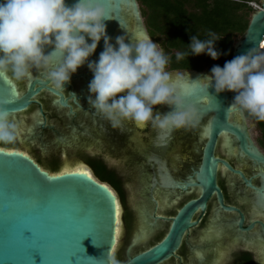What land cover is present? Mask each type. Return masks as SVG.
Wrapping results in <instances>:
<instances>
[{
    "label": "flooded vegetation",
    "instance_id": "obj_1",
    "mask_svg": "<svg viewBox=\"0 0 264 264\" xmlns=\"http://www.w3.org/2000/svg\"><path fill=\"white\" fill-rule=\"evenodd\" d=\"M82 74L92 72L78 69L64 89H56L50 82L27 109L16 114V120L32 123L12 149L23 139L29 147L28 152L21 151L43 168L51 169L47 163L56 164L58 172L84 167L98 178L96 168H102L103 182L112 189L120 205L123 242L118 236L117 244L127 254L125 262L128 255L158 244L185 205L202 200L204 193L197 173L209 139L212 115L195 128L170 133L150 126L141 130L128 121L114 129L88 104L89 84ZM34 79L47 80L42 72L33 69L31 80ZM29 83L26 79L24 88H19L25 91ZM48 88L57 90L67 105H62L61 97ZM167 108L168 105H156L153 111L165 114ZM229 120L242 123L239 112L232 113ZM246 121L250 129L247 117ZM221 133L213 152L218 159L216 184L221 197L214 190L206 197L205 208L197 207L190 218L195 224L185 230L174 256L161 264H201V258L203 264H220L217 253L221 248L230 249L222 264H264V211L261 209L263 215L258 213L256 190L248 185L250 181L254 187H260L264 165L241 151L235 134ZM252 139L264 153L259 138ZM50 148L54 150L52 154ZM63 160L72 164L61 166ZM197 251L201 258L196 257Z\"/></svg>",
    "mask_w": 264,
    "mask_h": 264
},
{
    "label": "clouds",
    "instance_id": "obj_2",
    "mask_svg": "<svg viewBox=\"0 0 264 264\" xmlns=\"http://www.w3.org/2000/svg\"><path fill=\"white\" fill-rule=\"evenodd\" d=\"M111 19L103 0H76L71 6L66 0H0V77L19 82L30 78L35 69L56 89H64L87 64L93 73L88 104L114 129L125 121L163 133L197 127L201 112L195 104H185V93L173 83L174 75L167 70L170 57L160 44L141 32L135 43H126V36L116 37L114 46L105 23ZM208 37L191 36L190 55L219 59L222 53L215 43L220 39L212 32ZM101 40L104 50L98 61L90 62ZM49 47L52 51L45 54ZM189 52H177L176 60L189 57ZM175 79L188 80L187 73H177ZM192 84L206 94L209 87L217 94L236 93L228 111L246 112L264 121V50L253 47L223 67L213 66L210 74ZM7 105L8 101L0 100V144L17 142L24 132L23 122L13 117ZM156 105L174 106V110L161 114L153 111ZM106 264H120L115 249L109 251Z\"/></svg>",
    "mask_w": 264,
    "mask_h": 264
},
{
    "label": "water",
    "instance_id": "obj_3",
    "mask_svg": "<svg viewBox=\"0 0 264 264\" xmlns=\"http://www.w3.org/2000/svg\"><path fill=\"white\" fill-rule=\"evenodd\" d=\"M261 1V0H260ZM76 0H66L68 6L73 5ZM106 4L109 14L114 18L106 20L107 34L111 42L115 45V38L126 36V43H135L137 33L149 35L142 16L141 7L138 0H103ZM121 5L120 12L111 10L109 5L112 3ZM264 41V0L261 1L260 8L254 9L251 14L249 25L245 33L237 40L234 46L232 58L246 54L251 48L261 47ZM90 43V40H89ZM104 50V41L101 40L96 51L89 57L90 62L98 61L100 53ZM52 51L49 47L46 53ZM60 59L57 58V63ZM87 68V64L79 69ZM204 71L196 70H177L171 71L174 75L173 83L178 91L183 92L182 85L198 81L204 75L208 74V68ZM185 75L188 80L175 79V74ZM10 76V75H9ZM86 84L93 79V73L82 74ZM73 76L72 78H77ZM27 89L21 90L14 79H5L0 77V100H6L10 96L11 90H15L16 99L11 105H7L9 111L16 107L17 113L27 109L34 102L35 96L46 88L50 81L40 79L31 80ZM36 85L38 87H36ZM66 87V84L64 85ZM61 97V104L67 103L63 96L52 88H48ZM206 94V93H205ZM72 96L75 93L71 92ZM236 93L223 92L217 94L213 87H209L208 96L211 98L208 105L196 103L195 98H185V104H195L202 115L200 123L206 117L212 115L210 121L209 139L206 143L202 164L197 173L198 185L203 189L204 196L200 201H192L185 205L174 220L169 233L155 246L136 255H128V259L120 264H161L174 256L175 251L181 243L185 230L195 223H191L190 218L198 206L205 208V199L214 190H217L219 197L221 194L216 184V174L218 159L214 156V146L217 139V131H229L235 134L240 141L241 151L255 162L264 165V153L258 148L251 137L249 126L247 125L245 114H241L242 123H234L229 120L232 112L228 107L232 104ZM203 109V110H202ZM174 110V106H168L167 112ZM221 120H228L227 124ZM199 123V124H200ZM0 264H27L29 259L27 253L29 249L39 248L32 251V264H46L42 255L50 256L49 264H64L62 256L70 255L73 252H83L84 257L80 264H106L107 255L116 243L117 224L114 222V215H109L106 211L98 210L96 218L91 216H82L79 213V203L72 199L69 192L65 191L55 198H51L46 207L41 210H33L28 201L23 199L22 195L15 198L13 193L23 194L28 191L30 180L37 175L36 168L49 176H59L62 171H72L71 169L61 170L59 172H50L37 163L33 157L24 151L0 146ZM3 152L22 153L26 158L17 156H6ZM90 176V175H88ZM92 180L98 185H104L112 193L116 201L117 197L112 189L104 182L96 178L92 173ZM73 181L83 182L87 187V192L81 197L82 201L89 206L95 200L97 191L103 192L108 196L106 190L98 189L87 177H65L54 183L58 185H68ZM260 187H254L250 181L248 185L256 190L257 211L263 215L264 211V173H261ZM109 199H112L109 196ZM221 199V198H220ZM230 209V208H228ZM185 221H188L186 223ZM25 229H30L33 233L31 241L23 238ZM25 236L31 237V232H25ZM167 238V239H166ZM113 243V245H112ZM91 258V260L89 258ZM73 264H76L75 258Z\"/></svg>",
    "mask_w": 264,
    "mask_h": 264
},
{
    "label": "trees",
    "instance_id": "obj_4",
    "mask_svg": "<svg viewBox=\"0 0 264 264\" xmlns=\"http://www.w3.org/2000/svg\"><path fill=\"white\" fill-rule=\"evenodd\" d=\"M145 26L151 38L160 44L164 53L170 57V70L202 71L206 66L223 67L230 61L235 46L236 35H243L249 25L251 12L254 8L249 4L253 0H138ZM215 33L217 38L215 48L222 55L213 60L207 54L190 55L188 44L191 36L198 39H208V33ZM177 52H189V57L177 61ZM248 119H254L246 112ZM260 130V144L264 148V121L256 120ZM13 144H2L12 148ZM50 172H58L54 163L46 164ZM97 177L103 182L105 172L96 168ZM120 263L124 258L117 256Z\"/></svg>",
    "mask_w": 264,
    "mask_h": 264
},
{
    "label": "snow or ice",
    "instance_id": "obj_5",
    "mask_svg": "<svg viewBox=\"0 0 264 264\" xmlns=\"http://www.w3.org/2000/svg\"><path fill=\"white\" fill-rule=\"evenodd\" d=\"M111 10H115L117 13L120 12L121 5L117 2L115 4L109 5ZM183 92L185 93V98H195L196 103H200L202 105H208L210 101V97L208 94H205L202 89H199L192 83H185L182 85ZM16 99V92L15 90H11L10 96L6 101H8V105L13 103V100ZM203 110V109H202ZM17 111L16 107L12 108L11 113L14 114ZM224 124L228 123V120H221L217 118ZM217 134H222L220 131H217ZM2 152V150H0ZM6 156H17L26 158L22 153L18 152H3ZM37 175L30 180V186L27 192L23 194L13 193V197L15 198L18 195H22L23 199L29 202L31 208L33 210H41L46 207L47 203L51 198L58 197L63 192L67 191L71 194L72 199L79 203V213L82 216H91L93 219L96 218L98 210L106 211L109 215H114V222L119 224V216L120 210L119 206L116 204V201L112 197V193L106 188L104 185L96 184L90 176L86 172H71V171H62L59 176H49L47 173L42 172L39 168H36ZM87 177L89 181H91L94 185L98 186V189L106 190L108 196H105L103 192L97 191L95 193V200L89 206L88 204L84 203L81 197L87 192V187L83 182L80 181H73L68 185H58L54 183L55 181H60L65 177ZM109 196L112 199H109ZM188 223V221H185ZM31 232V237L25 236V232ZM117 235H119V229H116ZM23 238L25 240L31 241L33 239V233L30 229H25L23 232ZM209 239H214V237L209 236ZM167 239V238H166ZM113 245V243H112ZM38 250L41 253L39 248H32L28 250V261L27 264H32V251ZM230 249H223L221 248L217 256L219 258L220 264H222L223 259L229 254ZM83 252L76 251L71 253L70 255L62 256L61 258L64 261V264H73V259L75 258L76 264H80L84 257ZM43 259L46 261V264H49V260L51 259L50 256H46L41 254ZM196 257L201 258V252H195ZM89 258V257H88ZM90 259V258H89ZM91 260V259H90ZM201 264H203V260L201 258Z\"/></svg>",
    "mask_w": 264,
    "mask_h": 264
},
{
    "label": "rangeland",
    "instance_id": "obj_6",
    "mask_svg": "<svg viewBox=\"0 0 264 264\" xmlns=\"http://www.w3.org/2000/svg\"><path fill=\"white\" fill-rule=\"evenodd\" d=\"M253 2L255 3V4H257V5H259L260 4V0H253ZM255 9V8H254ZM251 14H252V12H251ZM250 17H251V15H250ZM242 35H236L235 37H234V39H235V43L237 42V40L241 37ZM159 44V43H158ZM162 48V47H161ZM205 68H208L209 70H210V68H209V66H206ZM169 70V69H168ZM171 71H177V70H170L169 72H171ZM18 85H19V87L20 88H24V86H25V80H23V81H15ZM23 119V118H22ZM24 120V122H23V127H24V133L26 134V130H25V128L27 129L28 127H29V125L32 123V122H30L29 120L28 121H26L25 119H23ZM248 123H249V125H250V131H251V135H252V137L256 140L257 138H259L260 136H261V130H260V127H259V125H258V123H257V121L256 120H254V119H248ZM22 138V137H21ZM21 143H18V145H16V149H20V150H24V151H26V152H28V150H27V147H29L28 146V144H26L25 143V141L23 140V139H21ZM0 146H2V144H0ZM49 154H52L53 152H54V150H52V148H50L49 150ZM33 155H35V153L33 154ZM44 163H46V161L44 162ZM68 163V161L67 160H63V162H62V165L61 166H63V165H65V164H67ZM68 164H72V163H68ZM72 167H73V165H71ZM65 169H67V168H65ZM65 169H63V170H65ZM122 232H120V234H119V240H120V243H122L123 242V239H122ZM120 243H118L117 244V246H116V248H115V255H116V257L117 256H121V257H123V258H127V254L124 252V250L122 249V248H120L121 247V244Z\"/></svg>",
    "mask_w": 264,
    "mask_h": 264
},
{
    "label": "bare ground",
    "instance_id": "obj_7",
    "mask_svg": "<svg viewBox=\"0 0 264 264\" xmlns=\"http://www.w3.org/2000/svg\"><path fill=\"white\" fill-rule=\"evenodd\" d=\"M263 46H264V43H263ZM72 171H76V172H86L88 175L91 176L90 170H88L87 168H84V167H77V168H74ZM117 205L119 206V210H120V205H119L118 201H117ZM120 213H121V210H120ZM117 228L119 229V234H120V216H119V224H117ZM118 236L119 235H116V243H115L113 249L116 248V244H117V241H118Z\"/></svg>",
    "mask_w": 264,
    "mask_h": 264
},
{
    "label": "built area",
    "instance_id": "obj_8",
    "mask_svg": "<svg viewBox=\"0 0 264 264\" xmlns=\"http://www.w3.org/2000/svg\"><path fill=\"white\" fill-rule=\"evenodd\" d=\"M253 8H255V9H258V8H260V5H257V4H255L254 2H250L249 3ZM254 4V5H253ZM263 43H264V41L262 42V44H261V47L263 46ZM263 48V47H262ZM263 50H264V48H263Z\"/></svg>",
    "mask_w": 264,
    "mask_h": 264
}]
</instances>
